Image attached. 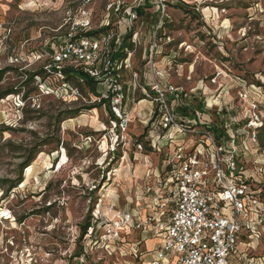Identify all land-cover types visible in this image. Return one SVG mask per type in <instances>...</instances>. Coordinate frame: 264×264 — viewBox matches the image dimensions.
Returning <instances> with one entry per match:
<instances>
[{"label": "rangeland", "instance_id": "obj_1", "mask_svg": "<svg viewBox=\"0 0 264 264\" xmlns=\"http://www.w3.org/2000/svg\"><path fill=\"white\" fill-rule=\"evenodd\" d=\"M144 1L0 0V70H7L0 92L15 90L0 99V264H148L157 245L152 231L124 223L127 213L135 221L158 216V202L167 196L159 183L164 172L156 115H149L146 102L136 104L121 136L110 105L100 104L83 84V97L75 98L47 93L60 84L57 76L29 77L47 66L48 54L84 10L91 13L90 30L111 25L115 32H138V70L154 30H163L157 66L172 84L203 93L214 110H232L241 123V164L264 188V149L249 141L246 127L254 111L260 115L255 128L264 127V0H166L167 21L159 29L155 0L145 15L136 14ZM11 24L5 40L1 25ZM217 94L220 105L213 103ZM93 104L76 117L67 115ZM38 151L27 176L29 166L21 165ZM253 253L264 255V236Z\"/></svg>", "mask_w": 264, "mask_h": 264}, {"label": "built area", "instance_id": "obj_2", "mask_svg": "<svg viewBox=\"0 0 264 264\" xmlns=\"http://www.w3.org/2000/svg\"><path fill=\"white\" fill-rule=\"evenodd\" d=\"M155 1L162 13L159 29L168 16L166 0ZM91 26V13L84 10L82 17L73 22L64 42L48 54L50 63L46 68L55 67L56 76L62 80L59 70L63 67L82 66L90 76L101 80L106 91L98 100L109 101L119 122L120 135L127 130L133 108L141 99L153 104L152 112L162 131L157 147L163 155L164 178L159 183L165 187L167 196H161L162 202H158L161 209L158 216L135 221L130 213L124 215L125 224L136 222L138 227L158 237L148 264H264V255L253 253L264 234V188L247 175L241 164V128L235 129L233 119L227 120L220 140L209 128L210 115L199 111L193 117L179 114L178 109L187 106L193 91L172 84L157 66L155 55L160 30H154L150 53L143 68L138 70L133 62L138 32L133 34L134 48L127 50L125 57L113 59L112 41L117 32L77 36L81 31L78 29H91ZM1 27L7 40L13 26ZM49 89L47 93L56 91L82 97L79 88L71 83L60 81ZM137 93H140L138 98ZM219 101L217 94L213 103L220 105ZM209 105L213 107L211 102ZM259 120V112L254 111L246 125L251 130L249 141L254 145L257 144L255 125ZM137 147L143 149L141 143ZM166 211L170 213L164 221L162 216Z\"/></svg>", "mask_w": 264, "mask_h": 264}, {"label": "trees", "instance_id": "obj_3", "mask_svg": "<svg viewBox=\"0 0 264 264\" xmlns=\"http://www.w3.org/2000/svg\"><path fill=\"white\" fill-rule=\"evenodd\" d=\"M152 0H145L142 4H140L136 9L135 12L137 15L142 16L145 15V9L148 7H152ZM185 4H178V7H184ZM165 21H167V18H165ZM112 26L107 25L103 26L96 30H90V29H78L81 30L77 32V36H97L103 32L111 30ZM70 30V29H69ZM88 30V31H85ZM163 30H160L162 34ZM134 34V30L128 31L126 34H124L120 39L118 43H115V39L112 41V57L114 58H123L127 54V50H132L134 48V42L132 41ZM68 30L65 31L64 37L67 38ZM52 51V50H51ZM50 51V52H51ZM50 63V62H49ZM7 70L1 69L0 75L4 74ZM60 73L63 75L61 82L71 83L75 86H77L82 94L83 97V90L79 86V84H83L88 88V90L93 93L96 97H100L104 94L106 91V88L101 83V80L94 78L90 76L87 72L84 71L82 66H65L61 70H59ZM58 70L55 67H51L50 70H48L46 67H43L37 71L29 72L30 79H33L34 76L45 78H50L52 76H56ZM46 80V79H45ZM78 83V84H77ZM55 84H53L54 86ZM15 90L13 88L6 89L2 92H0V99L4 98L5 96L13 93ZM100 104H107L109 105V101L105 98H102L100 100ZM97 105H88V106H81L75 109H70L67 112L68 117H76L83 113L84 110H90L94 109ZM199 111L204 114L210 115L212 118V122L210 125V130L213 131V133L222 140V137L224 135V124L227 120L233 119V127L235 129L240 128L241 123L236 122V119L233 118L234 113L232 110H228L225 107H218L215 110L213 107L209 105V100L205 98L204 94L201 92H192L191 98L189 99V102L187 106L180 107L178 109L179 114L186 115L193 117L195 115V112ZM112 117L116 119V116L111 112ZM257 128V127H256ZM257 131V146L260 147V149H264V127L259 126V128L256 129ZM41 151H38L33 156H31L26 162H24L21 165V170L28 167L32 164V162L36 159V156ZM22 178L19 180L21 181ZM18 182L13 183L12 187H15ZM90 221H88L82 228V236L87 232L88 227L90 226ZM264 236V234H263Z\"/></svg>", "mask_w": 264, "mask_h": 264}, {"label": "crops", "instance_id": "obj_4", "mask_svg": "<svg viewBox=\"0 0 264 264\" xmlns=\"http://www.w3.org/2000/svg\"><path fill=\"white\" fill-rule=\"evenodd\" d=\"M127 32H121V30L119 31V32H117V35H116V38H115V43H118V42H116V39L118 38V39H120L124 34H126ZM142 102H146L144 105L148 108V110H149V115L151 116V114H153V112H152V110H153V104L149 101V100H144V99H141L140 100V102H138L139 104L140 103H142ZM137 103V104H138ZM135 108V107H134ZM134 108H133V110H134ZM132 113H133V111H132ZM131 113V114H132ZM160 162L162 163L163 162V159L162 160H160ZM161 168H162V170H163V166H162V164H161V166H160ZM157 243H158V241H157ZM157 246V245H156Z\"/></svg>", "mask_w": 264, "mask_h": 264}, {"label": "bare ground", "instance_id": "obj_5", "mask_svg": "<svg viewBox=\"0 0 264 264\" xmlns=\"http://www.w3.org/2000/svg\"><path fill=\"white\" fill-rule=\"evenodd\" d=\"M65 162H66V156L64 155L63 159L60 161V167H62L65 164ZM31 171H32V166H29L27 169V176L30 175Z\"/></svg>", "mask_w": 264, "mask_h": 264}]
</instances>
